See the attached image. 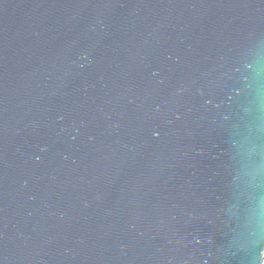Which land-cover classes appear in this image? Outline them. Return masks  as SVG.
<instances>
[{"label": "water", "instance_id": "1", "mask_svg": "<svg viewBox=\"0 0 264 264\" xmlns=\"http://www.w3.org/2000/svg\"><path fill=\"white\" fill-rule=\"evenodd\" d=\"M264 0H0V264H263Z\"/></svg>", "mask_w": 264, "mask_h": 264}, {"label": "rangeland", "instance_id": "2", "mask_svg": "<svg viewBox=\"0 0 264 264\" xmlns=\"http://www.w3.org/2000/svg\"><path fill=\"white\" fill-rule=\"evenodd\" d=\"M263 264H264V260H263Z\"/></svg>", "mask_w": 264, "mask_h": 264}]
</instances>
